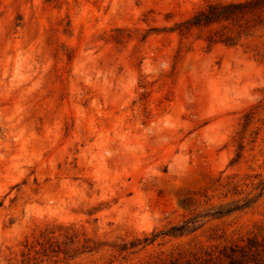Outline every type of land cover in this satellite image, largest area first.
I'll use <instances>...</instances> for the list:
<instances>
[{
    "label": "rangeland",
    "instance_id": "obj_1",
    "mask_svg": "<svg viewBox=\"0 0 264 264\" xmlns=\"http://www.w3.org/2000/svg\"><path fill=\"white\" fill-rule=\"evenodd\" d=\"M246 1L0 0V264H264Z\"/></svg>",
    "mask_w": 264,
    "mask_h": 264
},
{
    "label": "trees",
    "instance_id": "obj_2",
    "mask_svg": "<svg viewBox=\"0 0 264 264\" xmlns=\"http://www.w3.org/2000/svg\"><path fill=\"white\" fill-rule=\"evenodd\" d=\"M260 12H264V0H249L243 3H233L228 5H211L207 9L200 11L193 19L187 21L181 27H184L187 31H191L196 28H208L212 25L224 22L235 23L248 14L257 15ZM220 42L231 46L236 45V39L234 40L231 38L220 40ZM188 225L176 228L173 231L175 233L187 232L189 230Z\"/></svg>",
    "mask_w": 264,
    "mask_h": 264
}]
</instances>
